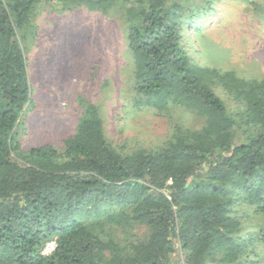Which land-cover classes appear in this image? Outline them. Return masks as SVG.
Returning a JSON list of instances; mask_svg holds the SVG:
<instances>
[{"label": "trees", "instance_id": "1", "mask_svg": "<svg viewBox=\"0 0 264 264\" xmlns=\"http://www.w3.org/2000/svg\"><path fill=\"white\" fill-rule=\"evenodd\" d=\"M40 1L63 0H0V264H253L264 247V73L191 57L188 33L215 0H83L123 7L135 101L168 130L154 146L113 144L90 104L59 147L22 150L13 131L29 88L16 30ZM242 1L264 18V0Z\"/></svg>", "mask_w": 264, "mask_h": 264}, {"label": "rangeland", "instance_id": "2", "mask_svg": "<svg viewBox=\"0 0 264 264\" xmlns=\"http://www.w3.org/2000/svg\"><path fill=\"white\" fill-rule=\"evenodd\" d=\"M213 7L207 13L215 15L204 17L202 28L188 33L191 57L246 78L261 77L264 18L242 0H215ZM16 38L29 88L13 131L22 150L46 143L59 147L90 104L111 143L154 146L162 140L167 118L135 101L127 21L119 3L103 10L90 9L83 0L37 2L31 21L16 30ZM260 248L253 264H264Z\"/></svg>", "mask_w": 264, "mask_h": 264}, {"label": "built area", "instance_id": "3", "mask_svg": "<svg viewBox=\"0 0 264 264\" xmlns=\"http://www.w3.org/2000/svg\"><path fill=\"white\" fill-rule=\"evenodd\" d=\"M54 245H55L54 242L48 243L45 246L43 253L48 254L49 252H51L54 248ZM179 260H180V264H184V260H183L182 256H180Z\"/></svg>", "mask_w": 264, "mask_h": 264}, {"label": "clouds", "instance_id": "4", "mask_svg": "<svg viewBox=\"0 0 264 264\" xmlns=\"http://www.w3.org/2000/svg\"><path fill=\"white\" fill-rule=\"evenodd\" d=\"M45 248V247H44Z\"/></svg>", "mask_w": 264, "mask_h": 264}]
</instances>
